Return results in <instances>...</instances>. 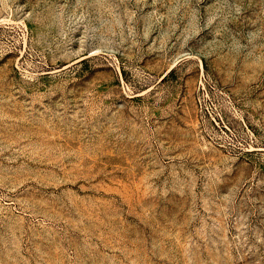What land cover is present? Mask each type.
I'll list each match as a JSON object with an SVG mask.
<instances>
[{
	"label": "rangeland",
	"instance_id": "rangeland-1",
	"mask_svg": "<svg viewBox=\"0 0 264 264\" xmlns=\"http://www.w3.org/2000/svg\"><path fill=\"white\" fill-rule=\"evenodd\" d=\"M0 264H264V0H0Z\"/></svg>",
	"mask_w": 264,
	"mask_h": 264
}]
</instances>
